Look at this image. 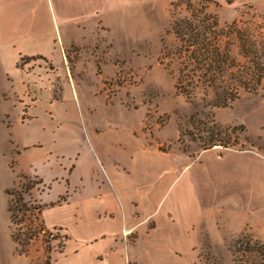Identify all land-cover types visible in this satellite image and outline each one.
Instances as JSON below:
<instances>
[{
	"label": "rangeland",
	"instance_id": "rangeland-1",
	"mask_svg": "<svg viewBox=\"0 0 264 264\" xmlns=\"http://www.w3.org/2000/svg\"><path fill=\"white\" fill-rule=\"evenodd\" d=\"M55 4L69 17L85 18L62 25V32L52 42L58 51L53 47L46 50L53 61L43 55L21 56L19 69L33 72L35 77L24 81L25 92L16 103L9 100L8 92L4 93L8 102L0 98V264H58L67 245L65 228L48 226L44 213L36 208L49 206L44 200L52 183H39L37 167L27 174L20 172L31 167L32 155L44 151L35 149L19 155L14 151L18 150L15 140L21 144L35 141V146L41 140L45 148L52 146L55 150L72 146L73 156L74 150L86 142V127L103 158L128 163L132 154H137L138 163L153 171L170 165L179 171L189 161L200 160L207 150H215L217 156L253 150L264 159V78L257 91H241L227 107L214 106L201 91L187 97L176 87L184 61L178 53L179 40L171 30L175 20L192 15L194 5L196 11L203 12L201 15L217 18L219 26L229 34L223 38L228 41L231 56L248 66L249 58L240 53L237 32L248 30L253 40L264 38V0H128L121 10H116L118 3L112 0H56ZM95 9L103 15L97 12L93 16ZM68 74L78 90V113L66 84ZM4 86L2 81L0 88ZM45 91L49 99L40 98ZM42 102L49 104V114L41 106L34 115H28V107ZM52 103L62 114L61 131L54 130L53 123L58 121L50 109ZM32 117L35 119L30 125L19 123L29 122ZM96 127L101 130L98 134L93 131ZM209 136L230 142L224 146L218 141L206 149ZM146 145L147 151H143ZM153 148L173 154L162 156ZM187 170L198 191L210 186V176L236 175L225 180L229 181L227 190L231 193L221 203L212 204L210 212H205L204 207L192 225L183 219L181 225L166 226L165 234H156L151 243L142 242L140 252L146 254L145 264L154 260L157 264H194L190 255L178 260L169 253L175 247L187 250L192 243H197L200 264H235L231 246L242 234L248 233L264 243V168L255 158L230 156L218 162L208 154L201 164L194 163ZM250 175H256L251 191L250 178H254ZM62 185L53 186L48 200L62 193ZM255 189V204H250L249 194ZM13 200H18L14 205L16 215L9 212ZM253 205L257 207L251 210ZM48 220L67 224L75 238L87 233L90 221L76 224L72 211L65 207L48 211ZM154 224L150 220L149 227ZM136 233L125 234L122 240L132 244Z\"/></svg>",
	"mask_w": 264,
	"mask_h": 264
},
{
	"label": "crops",
	"instance_id": "crops-1",
	"mask_svg": "<svg viewBox=\"0 0 264 264\" xmlns=\"http://www.w3.org/2000/svg\"><path fill=\"white\" fill-rule=\"evenodd\" d=\"M112 1L118 3L116 10H121L127 6L128 0ZM55 2L56 0H0V83L2 81L6 83V86L0 88V98L4 102H8L4 96V93L8 92L9 100L12 99L14 100L12 103H16L18 96L23 97V92H25L24 87L27 83L24 84V81H32L35 77L33 72L28 73L19 69L20 57L43 55L52 60V56H49L46 50L53 47L55 51H58L52 46V42L59 37L60 31L62 32V25H67V22L72 19L85 18V15L69 17L63 10H58ZM97 12L103 15L100 9L93 10L92 15H96ZM85 14L90 15L89 10ZM65 79L75 100L78 113L80 106L77 87L69 74L65 75ZM39 96L41 99H49L50 94L45 91ZM52 105L50 109H53L58 121L53 123L55 124L54 130L61 131L64 125L59 115L62 114L57 110V105L53 103ZM41 106L46 108L48 114L50 113V110H47L49 104L42 102L28 107V115H34ZM34 119L32 117L29 122L20 121L19 123L30 125ZM1 120L5 122L4 119L1 118ZM9 124L8 127L11 126V123ZM83 130L87 135L86 142L78 146L76 151L74 150L73 156L72 146L68 149L55 150L52 146L45 148L41 140V144L35 146V141H26L21 144L12 137L18 149L13 150L19 155L35 149V151H44V154L32 155L31 167L20 172L27 174L37 167L39 172L36 173L40 175V183H52V186L48 188L47 198L44 200L49 203V206L42 208L41 214L44 213V220L48 226L60 225L65 228L63 230L66 231L67 245L64 246L66 249L61 251L64 258H61L58 264L61 262L64 264H145L146 254L140 252L142 242L151 243L156 234H161V232L165 234L166 226L172 228L175 225H181L180 221L183 219L188 221L187 224L192 225L193 219L202 214L204 207H206L205 212H210L212 204L221 203V199L231 193L227 190L229 181L225 180H231L236 175L210 176V186L206 189L202 187L203 189L198 191L195 184L188 178L186 169L194 163L201 164L208 154H213L218 162H223L230 156L249 160L255 158L257 164L264 168L263 155L253 150L229 151L223 156H217L215 150H207L200 160L189 161L179 171L171 165L153 171L138 163L140 156L137 154H132L128 163L109 156L106 159L103 158L92 142L88 129L84 127ZM93 131L96 134L101 132L98 127ZM10 136H13L12 132ZM142 150L147 151V145ZM154 151L162 156L173 154L159 152L156 149ZM85 154L88 157H84ZM103 160L107 163L105 164ZM143 161L145 163V157ZM72 165L74 167L71 170ZM23 177L30 178L27 175ZM253 178H250V191L253 183L256 182V175ZM56 184H63L62 193L54 200H48ZM256 189L249 194L250 204H255L253 193L256 199ZM63 207L72 211L76 224L90 220L87 223L88 231L85 235L75 238L67 224L46 221L48 211L53 212ZM256 207L253 205L250 209H256ZM150 220L155 223L152 227H149ZM135 230L137 236L132 244L122 240L123 235H130ZM196 246L197 243H192L187 250L171 248L169 253L178 260H185L190 255L194 264H200ZM73 253L74 257H72ZM98 256L102 258L96 260ZM156 257L158 256H154ZM152 264H157V261L154 260Z\"/></svg>",
	"mask_w": 264,
	"mask_h": 264
},
{
	"label": "trees",
	"instance_id": "trees-1",
	"mask_svg": "<svg viewBox=\"0 0 264 264\" xmlns=\"http://www.w3.org/2000/svg\"><path fill=\"white\" fill-rule=\"evenodd\" d=\"M194 7L191 16L175 20L171 28L179 40L178 53L184 61L179 69L176 87L187 97L201 91L210 97L214 106L227 107L240 96L241 91L258 90L264 78V38L253 40L248 30H238L240 53L249 58L250 63L248 66L241 65L231 56L228 41L223 38L229 34L226 35V30L219 26L217 18L207 13L201 15L203 12L196 11ZM218 141L224 146L230 142L223 143L215 136H209L205 148L217 145ZM25 179L29 181L30 178ZM30 188L27 186L26 189ZM15 193L9 192L12 195ZM15 203L18 200H13L9 206L11 215H16ZM36 208L39 212L42 210V207ZM231 252L235 264H264V243L248 233L234 241Z\"/></svg>",
	"mask_w": 264,
	"mask_h": 264
}]
</instances>
